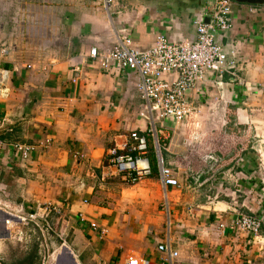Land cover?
I'll use <instances>...</instances> for the list:
<instances>
[{
	"label": "crops",
	"instance_id": "0c3cea01",
	"mask_svg": "<svg viewBox=\"0 0 264 264\" xmlns=\"http://www.w3.org/2000/svg\"><path fill=\"white\" fill-rule=\"evenodd\" d=\"M215 1L0 0V49L9 48L0 61V203H64L68 250L54 264H125L132 254L147 264H264V2L229 0L231 25L215 39L238 70L190 91L181 124H156L178 188H164L156 172L128 184L104 161L148 124L138 73L102 70L90 49L104 53L120 35L140 50L159 35L193 40V20ZM12 142L36 151L22 160ZM240 214L261 221L256 235L234 225ZM4 217L0 210V264H20L32 250L40 264L36 245L7 239Z\"/></svg>",
	"mask_w": 264,
	"mask_h": 264
},
{
	"label": "built area",
	"instance_id": "2783aa9c",
	"mask_svg": "<svg viewBox=\"0 0 264 264\" xmlns=\"http://www.w3.org/2000/svg\"><path fill=\"white\" fill-rule=\"evenodd\" d=\"M112 2L113 0H104V6L108 8ZM210 6L204 16L193 20V40L171 42L159 35L153 46L140 50L133 47L129 36L120 35L106 52L99 53L95 48L89 51V58L95 60L102 70L113 67L117 70H133L139 75L135 85L142 102L139 116L147 121V129L144 132H129L126 142L108 148L104 156L106 165L128 184H135L152 175V152L157 177L162 186L179 187L174 171L162 162L160 131L156 124L163 121L181 124L191 112L188 100L190 91L198 90V84L210 77L234 75L238 70L239 65L215 39L216 32L225 31L231 25V3L229 0H216ZM205 17L208 22L204 21ZM8 51L7 47L0 49V61ZM0 74L5 77L0 80L1 93V85L7 81V71L0 69ZM6 144L0 138V155ZM11 145L22 160H27L37 147L21 142H12ZM62 205L64 203L40 201L19 206L0 203V210L5 214L3 223L8 232L7 239L25 248L36 245L41 257L40 264H54L61 249L68 250L65 237L70 220ZM163 208L168 212L166 199ZM56 218L60 220L59 228L55 227L58 222L52 223ZM78 218L84 220L81 213H78ZM62 224L66 225L60 229ZM234 225L248 234L256 235L261 221L255 216L240 214ZM90 226L93 230H98L96 224L91 223ZM99 231L105 233L102 229ZM158 249L166 252L168 257L176 255L168 244H160ZM125 264H147V261L132 254L126 258Z\"/></svg>",
	"mask_w": 264,
	"mask_h": 264
},
{
	"label": "trees",
	"instance_id": "16d2710c",
	"mask_svg": "<svg viewBox=\"0 0 264 264\" xmlns=\"http://www.w3.org/2000/svg\"><path fill=\"white\" fill-rule=\"evenodd\" d=\"M151 164H152V174L153 173H157L156 171V162H155V159L154 157L151 155ZM36 259H35V254H34V250H32L30 252V254L20 262V264H37L36 262Z\"/></svg>",
	"mask_w": 264,
	"mask_h": 264
},
{
	"label": "water",
	"instance_id": "95a60500",
	"mask_svg": "<svg viewBox=\"0 0 264 264\" xmlns=\"http://www.w3.org/2000/svg\"><path fill=\"white\" fill-rule=\"evenodd\" d=\"M231 1H236V2H240V3H249V4H255V3H262L264 2V0H231ZM205 22H208V18L205 17L204 18Z\"/></svg>",
	"mask_w": 264,
	"mask_h": 264
},
{
	"label": "rangeland",
	"instance_id": "374dc122",
	"mask_svg": "<svg viewBox=\"0 0 264 264\" xmlns=\"http://www.w3.org/2000/svg\"><path fill=\"white\" fill-rule=\"evenodd\" d=\"M0 69H3V68L0 67ZM3 70H4V69H3ZM5 84H6V83H5ZM5 84H4V85H1V88H2V89H5ZM0 95H1V94H0ZM1 96H3V95H1ZM187 117H188V116H187ZM159 205H160V204H159ZM160 208H161V205L159 206V209H160ZM161 209H162V208H161ZM12 241H13V240H12ZM12 241H11V242H12ZM13 243H14V242H13Z\"/></svg>",
	"mask_w": 264,
	"mask_h": 264
}]
</instances>
